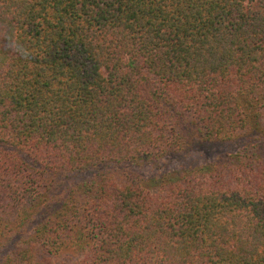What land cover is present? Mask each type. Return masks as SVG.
<instances>
[{
    "label": "trees",
    "instance_id": "obj_1",
    "mask_svg": "<svg viewBox=\"0 0 264 264\" xmlns=\"http://www.w3.org/2000/svg\"><path fill=\"white\" fill-rule=\"evenodd\" d=\"M5 25L0 264H264V0H0ZM235 141L152 191L132 169Z\"/></svg>",
    "mask_w": 264,
    "mask_h": 264
},
{
    "label": "rangeland",
    "instance_id": "obj_2",
    "mask_svg": "<svg viewBox=\"0 0 264 264\" xmlns=\"http://www.w3.org/2000/svg\"><path fill=\"white\" fill-rule=\"evenodd\" d=\"M241 141L225 142L220 144L201 145L196 148H192L187 152L170 155L164 158L157 166L143 165L140 167H132V169L142 179L144 184L150 191H152L153 185L156 184L161 175L173 174L177 170L182 168H191L196 166H203L211 161L216 155L224 152H232L239 147ZM90 172H78L67 176L64 180L65 186H69L75 182H78L84 178L89 177ZM32 223L39 220V213L35 215ZM30 222V225L32 224ZM12 241L8 242L4 246L0 247V257L6 250L11 248Z\"/></svg>",
    "mask_w": 264,
    "mask_h": 264
},
{
    "label": "clouds",
    "instance_id": "obj_3",
    "mask_svg": "<svg viewBox=\"0 0 264 264\" xmlns=\"http://www.w3.org/2000/svg\"><path fill=\"white\" fill-rule=\"evenodd\" d=\"M0 38H2L6 45L18 54L22 51V45L16 38L14 30L5 25L3 29H0Z\"/></svg>",
    "mask_w": 264,
    "mask_h": 264
}]
</instances>
